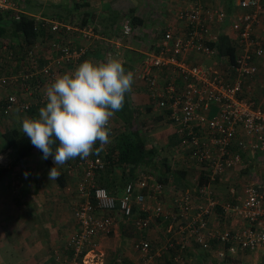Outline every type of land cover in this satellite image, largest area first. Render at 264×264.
I'll use <instances>...</instances> for the list:
<instances>
[{
    "label": "built area",
    "instance_id": "built-area-1",
    "mask_svg": "<svg viewBox=\"0 0 264 264\" xmlns=\"http://www.w3.org/2000/svg\"><path fill=\"white\" fill-rule=\"evenodd\" d=\"M234 4L230 11L214 5V0H193L180 7L176 17L181 27L168 24L160 28L159 40L141 52L132 67L146 88L152 110L174 127L182 158L194 166L198 176L203 172L207 182L181 190L173 183V165L166 174L167 183L144 168L124 183L117 197L98 183V172L106 165L101 155L67 164L69 176L81 171L71 209L76 229L69 237L81 264H104L98 238L111 230L115 220L129 223L139 233L157 222L165 223L164 239L156 247L151 238L140 235L134 239L133 249L141 254L136 264H164L163 256L172 250L173 264H188L183 252L195 243L218 260L236 249H264V182L246 184L240 198H235L232 187L234 201L226 202L209 186L240 164L245 153L264 158V100L256 101L253 91L259 61H264V0H234ZM0 9L20 11V6L14 0H0ZM39 21L55 37L45 40L42 47L36 43L31 48L28 66L20 74L2 72L0 60V89L15 87L31 96L33 77L43 87L54 80V67L75 62L84 54L83 48L57 37L88 28L51 18ZM121 30L124 37L133 36L130 18L123 20ZM92 33L88 29L85 35ZM222 34L235 49L232 60L218 51ZM41 48L48 50L42 66L38 62ZM5 50L2 46L1 51ZM6 102L20 112L31 107L14 91L7 94ZM218 205L225 214H234L235 226L220 231L210 227L209 218Z\"/></svg>",
    "mask_w": 264,
    "mask_h": 264
},
{
    "label": "crops",
    "instance_id": "crops-1",
    "mask_svg": "<svg viewBox=\"0 0 264 264\" xmlns=\"http://www.w3.org/2000/svg\"><path fill=\"white\" fill-rule=\"evenodd\" d=\"M192 1L21 0L19 3L22 4L21 11L23 13L37 19H57L92 29L93 33L90 37L85 35L88 29H84V32L75 31L67 36L63 34L57 37L68 41L74 48H83L84 54L75 62L62 63L54 67L55 78L59 74L74 70L84 60L99 62L109 56L121 59L126 65V71H132L138 55L148 49L151 43L159 40L160 28H164L168 24L178 29L181 27V22L176 17V11L184 5L191 4ZM214 5L227 8L229 11L235 6L234 0H214ZM130 15H134L141 21L133 25L134 37L126 38L121 29L123 20L129 18ZM54 37L52 34L50 39ZM41 38L38 42L42 41V45L44 41ZM132 38L134 41L138 39L140 46L134 48ZM42 51L45 55L41 52L42 57L38 58L41 66L46 62L48 53L45 48ZM194 56L198 58L199 54ZM188 59L191 60V57ZM15 63H6L7 69H16L17 72H21L24 69L23 65ZM259 71L253 89L256 101L264 100V88L261 86L264 76V61H259ZM134 82L133 85L136 86L132 85V91L128 93L129 98L140 108H148L150 105L146 89L135 75ZM30 84L33 85L32 82ZM45 87V84L43 87L40 86L41 97H38L43 102L45 101ZM13 90L17 92L19 99L27 100V96L16 88H4L0 96H6ZM28 98L37 105V96ZM2 112L7 115L5 118L11 125L9 128L21 129L23 116L29 117L27 112L22 114V111L20 112L16 106L7 107L6 105ZM1 144L2 140L0 139ZM41 157L37 150H33L28 157L19 161L14 159L10 148L3 149L0 153V168L8 170L0 180V264H81L76 260L74 249L69 243V237L76 229V220L71 209L72 201L76 195L75 185L81 171L76 170L73 175L66 176L64 178L65 185L61 186L58 179L49 180L51 168ZM263 159L260 155L245 153L240 164L225 171L215 182L209 184L216 197L220 201L223 198H227V201L229 199L234 201L230 192L232 187L235 189V198H240L243 197V188L246 184L264 182ZM51 164L53 167L55 166L52 157ZM56 167L61 175L65 165ZM115 173L120 175L121 172L115 170ZM113 178L119 179V177ZM105 182L108 183V181ZM96 214L101 213L97 212ZM111 215L114 216V214ZM122 223L121 220H115L111 230L98 238L97 249L102 255L104 264H136L141 254L133 249L132 244L134 239L140 235L151 238L153 247H156L164 239L165 232L160 231L162 222L152 224L148 230L141 233L133 231L129 224L122 225ZM236 224L237 219L234 214L231 212L225 214L221 205L217 206L209 218L210 227L217 231L233 227ZM174 254L175 250H172L167 258L172 259ZM183 255L188 257V264H239L240 260H245L247 257H254L256 260L257 257L262 256L264 260V249L259 251L256 248L246 252L236 249L232 253L228 252L225 259L218 260L212 253L202 250L195 243L184 250ZM202 257L206 258L205 261L202 260ZM164 262V264H169L166 260Z\"/></svg>",
    "mask_w": 264,
    "mask_h": 264
},
{
    "label": "clouds",
    "instance_id": "clouds-1",
    "mask_svg": "<svg viewBox=\"0 0 264 264\" xmlns=\"http://www.w3.org/2000/svg\"><path fill=\"white\" fill-rule=\"evenodd\" d=\"M133 83L134 73L126 71L121 59L109 56L99 62L84 60L46 85L45 105L38 117L22 118L21 131L42 159L52 157L49 180L60 177L56 166L98 155L111 142L110 121L122 110Z\"/></svg>",
    "mask_w": 264,
    "mask_h": 264
},
{
    "label": "trees",
    "instance_id": "trees-1",
    "mask_svg": "<svg viewBox=\"0 0 264 264\" xmlns=\"http://www.w3.org/2000/svg\"><path fill=\"white\" fill-rule=\"evenodd\" d=\"M14 1L20 6V11L12 9H0V60L3 62L2 72L5 71V73L13 75L20 74L27 68L28 53L31 48L36 45V43L41 45L42 41L38 42L39 38L43 37L41 39L45 41L52 37V33L44 28L43 25H41L39 19L21 11L22 4L19 3L21 0ZM129 18L132 25L141 21V19L135 17L134 15H130ZM217 44L219 53L229 56V58L232 60L235 49L231 45L228 36L225 34L220 35ZM2 46L6 47L5 51H1ZM42 50L43 49L41 48L39 54L42 52ZM40 57L42 56L39 55L38 58ZM9 62H17L20 65L22 64L24 69H22L21 72H17L16 69H7V64ZM123 66L126 69L124 62ZM31 82L33 84L31 96H37L36 104L38 106L35 105L33 101H30L28 96L27 100L31 104V107L26 112L29 117H38L39 108L44 106L46 101L43 102L38 98L41 97L40 86H42V83L39 82V79L37 77H33ZM5 88L11 87L7 86ZM3 89L4 88L0 89V91ZM6 97L7 95L0 96V119H4L7 116L4 112H2V109H4L7 105ZM134 108L135 107L131 99L129 98L128 94H126L122 110L116 112L114 115L116 120H119L125 125L124 130L120 131L118 128L111 129V142L106 146L107 149L105 148V150L98 154L102 156L106 164L105 168L98 172L100 176V178L98 177V183L102 186H106L109 193L113 195H118V193L122 190L124 183L128 179L136 176V171L144 169L149 160L157 153V150L154 146H148L147 140L144 136V126L146 121L141 123L139 122L138 116L136 115L137 112L134 110ZM0 139L2 140V144L0 145V153L3 149L10 148L16 161L25 159L33 150H37L41 156L43 155L41 151L32 145L27 135L24 134L19 128H4L1 132ZM96 147H99L98 143ZM96 155L97 154H93L90 156ZM79 160L80 158L77 157L76 159L69 160L65 164L64 172H62L58 178L61 186L65 185L64 178L69 176L66 172V165L70 163L74 164L75 162L77 163ZM44 162L49 168L53 167L51 164V157H49L47 160H44ZM162 162L164 170L160 172V175H157L161 181L167 183L166 174L170 172L171 167L170 164L166 162V160H163ZM78 170L80 171V169ZM115 170L121 172L120 175L115 173ZM147 171L151 172L150 170ZM7 172V168H0V180L7 174ZM173 173L174 186L175 188L181 190H185L186 188L192 186L196 187L197 185H204L207 182L206 176L203 172L197 177L196 183H190L189 180H187L188 175L186 170L183 168H175ZM113 177H119V179ZM105 181H108V183ZM163 259L164 261L166 260V262H169V264L173 263L172 259L167 258V254L163 256ZM205 259V257H202V260L205 261Z\"/></svg>",
    "mask_w": 264,
    "mask_h": 264
},
{
    "label": "rangeland",
    "instance_id": "rangeland-1",
    "mask_svg": "<svg viewBox=\"0 0 264 264\" xmlns=\"http://www.w3.org/2000/svg\"><path fill=\"white\" fill-rule=\"evenodd\" d=\"M23 1V0H22ZM226 9V8H225ZM138 36V35H137ZM134 37V36H133ZM139 38V36H138ZM133 41V46L138 47L140 46V43L138 42V39ZM137 80L140 82V80L137 78ZM135 83V82H134ZM142 83V82H140ZM136 86V85H133ZM15 89V87H13ZM145 88V87H144ZM146 89V88H145ZM14 91V90H13ZM3 91L1 90L0 93ZM133 103V102H132ZM134 105V110L137 112V116L139 119V122H145V126L148 128L144 129V136L145 139L147 140L148 146H154L156 148V154L153 156L149 162L146 164L145 168L146 170H150L151 172H154L158 175H160V172L163 171V160H166L167 163L170 165H173L174 169L175 168H183L187 172V180H189L190 183H196L197 181V170L194 168L193 165L190 163L186 162L181 155V151L178 147V142L176 139V136L174 135V127L167 122L164 118H162L156 111L152 110V108L149 106L140 108L137 104ZM22 114H25L24 112H21ZM23 116V115H22ZM24 117V116H23ZM0 119V132L4 128H9V121L5 118ZM111 124V129H117L122 131L124 128L122 127V123L119 120H116L114 117L110 121ZM144 126V125H143ZM144 126V127H145ZM108 145V144H107ZM106 145V146H107ZM105 146V148H106ZM104 148V150H105ZM107 149V148H106ZM194 187V186H192ZM191 188L193 190L194 188ZM122 192V191H121ZM121 193L119 192L117 197H120ZM169 197V196H168ZM166 198L165 201H169L170 198ZM76 198V195H75ZM227 198H223L222 201L226 202ZM222 208V207H221ZM127 225L129 223H126ZM123 225V223H122ZM130 227V226H129ZM165 224L161 223L160 225V231H164ZM259 251H263L262 248H258ZM132 251V250H131ZM243 252H246L247 250H242ZM133 255V254H132ZM260 258V259H258ZM187 257V261H188ZM239 264H264V260L262 259V256L257 257L256 260L255 258H245V260H240Z\"/></svg>",
    "mask_w": 264,
    "mask_h": 264
}]
</instances>
